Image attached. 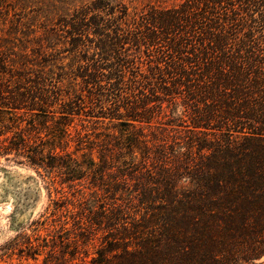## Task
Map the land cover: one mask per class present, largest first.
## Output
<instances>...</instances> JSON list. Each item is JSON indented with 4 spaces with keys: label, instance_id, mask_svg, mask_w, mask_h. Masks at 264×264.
<instances>
[{
    "label": "rangeland",
    "instance_id": "374dc122",
    "mask_svg": "<svg viewBox=\"0 0 264 264\" xmlns=\"http://www.w3.org/2000/svg\"><path fill=\"white\" fill-rule=\"evenodd\" d=\"M91 1L0 0V151L7 152L0 155V264H189L190 241L194 264H264L263 214L243 219L219 208L198 218V230L179 229L173 221L182 206H169L165 185L175 195L190 191L188 173L201 159L185 148L189 131L181 125L187 123L172 118L169 107L149 124L127 119L122 105L132 98L128 87L121 93L127 100L112 102L96 95L107 94L105 81L88 86L75 76L85 65L83 53L95 50L86 39L73 47L61 21ZM110 2L127 7L129 18L120 20L126 28L147 5L176 0ZM145 63L138 55L137 68ZM64 101L72 113H60ZM172 107L180 115L179 106ZM132 138L133 163L125 149ZM116 207L124 211L114 225L107 218L118 215ZM161 212H172L168 225ZM145 248L150 253L143 254Z\"/></svg>",
    "mask_w": 264,
    "mask_h": 264
},
{
    "label": "trees",
    "instance_id": "16d2710c",
    "mask_svg": "<svg viewBox=\"0 0 264 264\" xmlns=\"http://www.w3.org/2000/svg\"><path fill=\"white\" fill-rule=\"evenodd\" d=\"M118 5L93 0L74 10L61 24L68 28L73 47L86 39L95 50L83 53L85 65L77 66L75 76L88 86L105 81L107 94L96 95L122 101L125 85L132 93L131 100L124 98L128 100L122 105L127 119L149 124L169 107L176 115L172 118L187 123L181 125L189 131L183 138L185 148L198 151L201 159L188 173L193 187L186 194H171L169 183L165 185L163 198L169 206H182V212L173 217L175 224L179 229L187 225L198 230V218L219 208L242 218L264 215V0H176L171 6L147 5L130 17L126 28L120 27V20L130 15L127 7ZM89 33L94 38L89 39ZM125 45L137 54H128ZM138 55L146 60L144 69L136 66ZM175 105L180 115L173 111ZM70 107L62 102L60 113H72ZM134 143L132 138L125 147L132 163L136 158ZM202 151L208 155H201ZM3 153L6 150L0 151ZM220 181L227 186H220ZM220 191H225L223 197ZM114 209L118 215L106 218L116 225L124 210ZM161 213L160 221L168 225L171 214ZM93 220L98 225L103 223ZM223 244L226 252L233 246L230 241ZM189 247L194 249L192 241ZM193 249L189 264L196 262ZM148 253L145 248L143 254ZM211 253L208 250L206 255ZM106 263L101 259L95 264Z\"/></svg>",
    "mask_w": 264,
    "mask_h": 264
}]
</instances>
